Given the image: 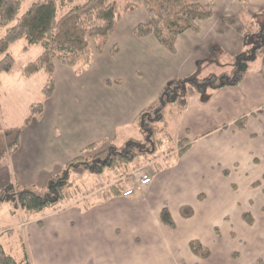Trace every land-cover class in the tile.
Listing matches in <instances>:
<instances>
[{"label": "crops", "instance_id": "0c3cea01", "mask_svg": "<svg viewBox=\"0 0 264 264\" xmlns=\"http://www.w3.org/2000/svg\"><path fill=\"white\" fill-rule=\"evenodd\" d=\"M246 1L249 13L264 12V0ZM213 10L210 19L198 22V33L186 31L178 37L174 54L153 37L137 38L122 28L110 37L103 53L94 55L90 66L55 63L52 94L46 97L43 92L46 75L43 100L37 103L41 111L30 114L19 127V147L0 164V189L8 184L44 188L89 146L94 152L139 140L134 122L156 102L164 86L186 76L224 73L229 64L230 71L242 38L223 18L240 14L242 7L239 0H217ZM145 21L146 16L136 25ZM9 73L0 75L10 77ZM21 73L29 80L38 72L29 77ZM14 79L19 83V78ZM2 118L0 129L13 128L1 124ZM242 118H246L244 128L236 123ZM166 123L174 143L172 154L164 157L168 150L164 147L152 160L148 169L152 182L143 191L130 198L114 192L104 195L102 185L112 177L106 172L93 197L35 213L40 218L25 210L12 214L4 204L0 238L9 235L15 249L6 247L5 240L0 247L29 264H152L177 253L181 260L200 262L189 243L198 240L213 247L225 242L226 215L236 232L254 230L260 239L264 218L259 216L257 223L254 217V224H246L244 214L249 212L224 202L220 192L229 178L242 185L247 178L264 175V55L250 64L248 75L237 86L204 93L189 86L185 111L168 112ZM178 138L190 142L181 157L176 152ZM85 173L89 172L74 171L78 185H90L79 182ZM164 209L174 226L162 222ZM216 227L222 234L218 240L213 233Z\"/></svg>", "mask_w": 264, "mask_h": 264}, {"label": "trees", "instance_id": "16d2710c", "mask_svg": "<svg viewBox=\"0 0 264 264\" xmlns=\"http://www.w3.org/2000/svg\"><path fill=\"white\" fill-rule=\"evenodd\" d=\"M24 1L0 0V28L7 27L0 38V71L10 72L13 57L8 51L18 40L25 38L31 45H41L43 53L24 67L23 75L29 77L43 70L47 75L43 92L49 97L54 90L55 63L70 67L90 66L94 55L103 53L115 31L121 18L120 8L115 0H68L71 4L76 1L80 3L59 16L56 0H42L33 3L27 12L18 16ZM131 1L126 6L129 13L143 7L148 15L147 21L134 27V36H151L172 54L176 53V42L180 35L186 31L198 33V22L213 16L214 0H209L208 4L199 0ZM13 22L15 24L8 27ZM223 22L242 38V48L232 56L230 71L203 78L186 76L164 86L156 102L142 110L134 122L141 135L139 140H127L121 147L109 144L94 152L91 151L94 146H89L86 151L68 162L65 169L53 176L44 188L8 184L0 189V206L8 204L12 213L17 209L32 213L48 208L55 209L64 200L80 194L75 170L94 175L120 168L126 172L136 162L143 161V164L154 160L164 147L172 148L174 143L168 134L166 114L185 111L187 88L192 86L197 93H204L207 90L237 86L248 75L250 64L264 55L263 15H252L250 19H244L241 15H228L223 18ZM41 107V104H34L31 117L39 113ZM236 123L238 127L244 128L246 118ZM20 134L19 127L0 129V164L19 147ZM177 148V157H181L190 148V142L178 138ZM114 191L119 194L120 189L115 187ZM244 218L250 224L253 222L249 214H244ZM161 220L168 226H174L167 209L161 212ZM190 249L201 258L209 257L208 250L197 240L190 242ZM0 264L29 263L18 262L0 247Z\"/></svg>", "mask_w": 264, "mask_h": 264}, {"label": "rangeland", "instance_id": "374dc122", "mask_svg": "<svg viewBox=\"0 0 264 264\" xmlns=\"http://www.w3.org/2000/svg\"><path fill=\"white\" fill-rule=\"evenodd\" d=\"M38 1H42V0H25L21 5L18 16L23 15L25 12L29 10V8L31 7L33 3L38 2ZM56 1L58 4V15L59 16L63 15L65 12L71 9L76 3H80V1H76L75 3H72V4L69 3L68 0H56ZM115 1L119 5L121 18L118 22V25L115 31L112 33V35L116 31H119L122 28H123L122 29L123 31L127 28L129 29L130 32L133 33L134 27L136 26L138 19L142 20L144 16H146V18L148 19L147 12L145 11L143 7L137 8L136 11H134L133 13H129L127 11L126 6L127 4L129 6V4L132 2L131 0H115ZM199 1L202 2L203 4L209 3V0H199ZM216 1L217 0H214V2L212 3V9ZM239 3L241 4L242 11L240 12V14H237V15L243 16L244 19L246 15L249 16L250 18L252 15L254 16L258 14L264 16V12L257 13V14L249 13L248 3L246 0H239ZM213 15H214V10H213ZM14 24L15 22L11 23L8 27L13 26ZM120 25H121V28H120ZM118 26H119V29H118ZM6 29L7 27L0 28V38L4 35ZM8 53L13 57V63H12V68L9 73L10 77H7V76L2 77L0 75L1 76L0 77V116H3L1 124L12 126V127H20L26 124L27 121H29L30 119L29 115L32 114L31 110H32L33 105L37 103H41L43 100L41 91L46 81V74L44 73V71L43 70L38 71V73L34 75L33 77H31V79L29 80L20 76V74H22L21 72L23 71L24 67L28 63L35 61L41 56V54L43 53V47L41 45H31L27 42L25 38H23V39L18 40L16 43H14L10 47ZM216 59H217V56H216ZM230 67L231 65L229 64V66L225 68V70L223 71L228 72ZM210 71H219V70H210ZM2 73L6 74L5 72L0 71V74ZM15 76L20 79L19 83H16L17 81L14 79ZM171 152L172 150L170 149V147H168V150L163 151L162 155L165 157ZM258 161L260 162L261 160L258 159ZM142 162L143 161L136 162L135 166L134 164L130 165V167L126 170V172H124L125 170L123 168L113 170V171H108V172H111L110 174L112 177L109 178V181H106V182H105L106 180L105 174L104 175H94L91 173H85L86 176L84 175L79 176L80 183H85V184L87 183L88 185L89 184L90 185L89 186L79 185L81 189L80 194H77L76 197L64 200L59 206H57V208L53 210L59 209L67 203H76L75 202L76 199H79V202H81L84 199L86 200L87 198H91L92 193L96 192L98 188L100 187L99 185L104 182L105 183L102 185L103 187L102 191H104V195L106 192L115 193L114 191L115 187H118L121 191L124 186L129 187V185L131 186L134 183L136 184L137 179L135 178V172L136 171L141 172L142 173L141 176L145 174L149 175L148 169H149V166L153 163L152 161H150V162H145L142 164ZM222 185L224 187L222 188L220 194L222 195L224 202L226 203L230 202V205L232 203L233 206H235L237 210L241 212L251 213V215L249 213H246V214H249L252 217L253 222L250 224L244 218V221L246 224L248 225L254 224L255 222L253 219L254 217L256 221L258 218H261V217L264 218V214L261 212V207L264 206V175L263 176L259 175L256 178H247L245 180V183L243 182L242 185L233 183L232 180H230L229 178L228 180H224V184ZM143 190H138L136 194H138L139 192ZM243 194H246V196L244 197ZM120 195L122 196V191ZM216 196L217 195L215 194V198L216 200H218V197ZM18 210H21V209H17L16 212ZM11 211H12V208H11ZM262 211L264 212V207L262 208ZM15 213H12V214H15ZM29 213H31V216L34 218H40V217H37L35 213H32V212H29ZM225 218L224 220L227 222V225L225 227L228 228V231L226 234L227 235L226 238L228 239L225 242L220 243V245L209 247V246L202 244L199 241L202 244V246L208 250L209 252L208 258H201L200 256H197L194 254L201 261L200 262L199 261L188 262L187 260H181L177 253L175 255H170L165 260H161L160 263L153 261L152 264H241L243 261L246 264H264V225L262 226V228H260L262 235H260V239H259V237L255 238V236L257 235L256 234L257 232H255L254 230L248 229L251 232L247 231L244 234H239L234 229L229 227L230 217L226 215ZM257 223L259 222L257 221ZM216 228L218 229H215L214 230L215 232L213 233L216 236V240H218L217 236L220 235V238H221L222 234H221L220 228L219 227H216ZM10 232H13V230H10L6 233H10ZM246 233H248L247 236H245ZM10 239H11L10 236L7 235L5 237L0 238V241L5 240V246L6 247L9 246L12 250H14L15 249L14 247L15 245L13 241L14 239L12 240ZM189 247H190V243H189ZM171 250H173V252L176 253V250L170 249V251ZM18 252L14 254L15 257H18ZM141 252L142 250L139 253ZM167 254H169L168 251H167Z\"/></svg>", "mask_w": 264, "mask_h": 264}, {"label": "built area", "instance_id": "2783aa9c", "mask_svg": "<svg viewBox=\"0 0 264 264\" xmlns=\"http://www.w3.org/2000/svg\"><path fill=\"white\" fill-rule=\"evenodd\" d=\"M141 175V172H135V178L137 179L136 184L134 183L131 186L129 185V187H126L125 190H123L122 192L123 197L130 198L134 196L138 190H143L144 188L150 185V183L152 182V178L147 174L143 176Z\"/></svg>", "mask_w": 264, "mask_h": 264}]
</instances>
